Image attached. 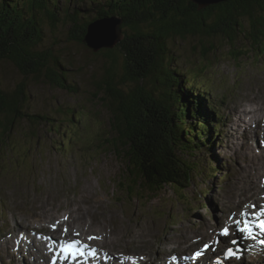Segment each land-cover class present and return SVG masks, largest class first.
<instances>
[{"label": "trees", "instance_id": "obj_1", "mask_svg": "<svg viewBox=\"0 0 264 264\" xmlns=\"http://www.w3.org/2000/svg\"><path fill=\"white\" fill-rule=\"evenodd\" d=\"M101 17L121 20L122 39L113 49L95 54L104 62L89 79L94 91L77 104L78 117V107L62 110L69 113L68 126L76 132L82 111L97 100L110 129L101 145L123 162L117 185L126 197L135 196L148 207L153 195L168 187L189 200L183 192L193 181L210 179L217 171L209 151L221 122L210 96L192 80L204 67L194 73L192 68H173L175 52L168 40L179 38L185 45L188 38H199V60L213 66L225 53L240 75L246 60L264 58V0H230L205 9H198L193 0H0V62L13 65L23 78L43 77L54 89L79 93L78 86L68 82L74 63H62L64 56L48 48L41 50L43 25L55 29L62 19L72 29L70 39L83 45L88 24ZM194 57L191 52L182 58L191 66ZM27 101L24 87L6 89L0 82V158L3 151H13L12 135L25 120L53 125L51 117L29 114ZM102 111L92 109L97 115ZM54 132L65 149L70 147L71 138L65 139L69 133L57 127ZM152 210L159 220V210Z\"/></svg>", "mask_w": 264, "mask_h": 264}, {"label": "rangeland", "instance_id": "obj_2", "mask_svg": "<svg viewBox=\"0 0 264 264\" xmlns=\"http://www.w3.org/2000/svg\"><path fill=\"white\" fill-rule=\"evenodd\" d=\"M61 2L63 4L65 0H61ZM72 7L79 9V5L76 3ZM62 15L60 14V18ZM43 26L44 36L41 50L48 48L53 55L60 53L61 56H64L61 57L62 63L66 61L74 63V69L67 73L68 80H70L68 82L75 83L80 91L76 94H69L66 90L54 89L43 77L23 78L13 65L5 61L0 62V82L3 87L12 89L21 85L28 96L26 102L28 113L45 115L54 120L49 123L53 124L51 128L46 123L31 125L27 120L22 122L12 135L15 144L13 151H8L7 155V150L3 151V156L0 158V246L7 249L2 245V241H6V243L11 241L3 240L2 237H9L11 234L13 236L15 229L17 233L19 232L18 239L27 242L25 241L26 234L32 233H26L24 229L30 223L33 225L40 216L39 209L46 210L49 206L52 210H58L60 207L64 212L70 207L71 201L77 204L85 193L86 199L93 202H91L93 206L88 204L84 207L92 215L91 222L94 221L97 226L105 225L104 227L108 231H112L111 233L114 231V237L121 240L120 243L123 245L124 251L130 252V254L135 253L143 258L142 261L146 264H167L162 252L168 236H176L172 243L182 253L187 245L194 244L191 242L193 239L201 237V235H197V232L205 233L206 227H212L214 233L219 234L223 227L232 223L229 219L230 216L239 219V213L242 210L249 211L250 207L243 206L244 209L242 208L234 214L227 207V194L229 195L237 177L242 175L241 171L245 166L243 159L234 150H237L239 145L245 149L244 137L249 138L251 135V129L246 125L249 123L247 119L241 118L242 128L237 127L240 126L239 123L237 125L234 123L237 116H235L233 106L236 102L247 109L248 105L252 107V105L259 104L264 109V58L257 62L246 60L245 63L248 66L242 69L243 72H239L240 75H238L237 68L227 63L225 53H221L218 58H215L213 66L204 63V60H199L201 39L188 38L185 45L179 38L168 40L169 46L175 52L173 68H192L194 73L197 68L204 67V73L199 74V77L193 76L192 80L196 81L198 90L204 91L210 96L211 106L218 109V113L224 116L221 133L216 137L219 143H216L215 140L214 146L209 151L213 159L211 162L217 166L219 172L215 173L211 179L196 178L189 189L183 192L189 200L183 195L174 194V191L167 187L164 192L153 195L147 207L139 205V199L135 196L127 198L123 193L126 191H121V187L117 185L118 176L124 173L125 168L123 162L115 154L108 152V147L102 144L105 146L102 148L101 139L108 136L107 133L110 132V129L107 124V113L101 104L94 100L93 105L88 106L87 111H82L81 122L76 132H72L68 121H66L69 113H62V110L66 112L68 108H77V104L84 102L85 97L90 98L94 88L89 79L93 74L99 73L104 60L96 58L95 54L98 52H94L84 44L79 45L72 41L69 37L72 29L70 30V25L63 22L62 19L55 29L45 23ZM191 52L195 53L196 57L193 58L191 66L185 65L182 57L187 58ZM87 62L91 64L90 67L85 66ZM120 63L122 62L120 61ZM255 96L258 98L256 99ZM94 105L103 111L98 115L95 114L92 112L93 107L95 108ZM79 110L78 107L75 114L77 117ZM230 112L234 113L229 117L228 113ZM56 127L59 128L60 133L67 132L72 136L65 137L66 140L71 138L70 147L65 149L59 134L54 132ZM261 128L258 126L255 129L258 138L263 134ZM242 130H244V134ZM92 142L93 144H91ZM259 143L261 146L262 141ZM253 145L254 143L250 141L249 146L253 148ZM253 170L259 172L256 166H253ZM262 178H264V174L257 177V185H264ZM207 189L208 191H205L207 195L200 194ZM204 204L208 207L206 208ZM154 207L160 212L159 221L153 214ZM48 213L49 211L46 214ZM219 218H226L229 221L224 224L223 220L222 222L217 221ZM15 223L19 224L17 227L20 226V228L16 227L13 231ZM39 224L40 227L35 228L40 233H46L48 225L45 227L46 223H41V221ZM65 228L67 227H63L60 231ZM164 230H167L168 233L165 234ZM11 231L13 232L11 233ZM202 232L200 234L203 235ZM75 233L78 232L70 233L68 231L67 235H75ZM80 236L79 233L78 238ZM204 236L196 246L203 247L206 243ZM58 237L59 232L56 238ZM0 253L3 260L1 264H10V254L15 255V264H23L21 258L13 250L9 249L7 255L3 251ZM257 257L264 258V253L253 251L251 257L250 254L244 253L239 261L235 259L223 260L224 262L222 261L221 264H261L262 262ZM32 261L35 260H28L27 264L28 262L32 264ZM138 261L140 260L138 259Z\"/></svg>", "mask_w": 264, "mask_h": 264}, {"label": "bare ground", "instance_id": "obj_3", "mask_svg": "<svg viewBox=\"0 0 264 264\" xmlns=\"http://www.w3.org/2000/svg\"><path fill=\"white\" fill-rule=\"evenodd\" d=\"M253 96H254V94H253ZM251 97H252V95H251ZM257 98L258 97H256V99ZM249 101H250V99H249ZM254 106H256V107H254ZM262 107L259 106V104H255V105H252V107H249V105H248L247 109H246L245 107L240 105V103H236V102L234 103V106H233V111H235V113H236L235 116H237V117H235L234 123L236 125L239 123V125H240L237 127H239V128L243 127L242 126L243 122L241 119L243 117V118L248 120L249 123H246V125L251 129V135L249 136V138L244 137L245 142L243 143V145L245 146V149L241 145H239L237 150L236 149L234 150L235 153L238 152L239 156L245 162L244 169L241 171L242 175L237 177L236 181H234V184L232 185L231 190L229 191V195L227 194V196H228L226 199V200H228L227 201L228 202L227 207H228L229 211L231 213H234V214L238 210L242 209V207L247 203L252 204L255 201L258 203L261 199V196L264 195V185L263 186L257 185V183H256L257 177L260 174H264V154H263L264 153V109ZM232 113H234V112L228 113L229 117L231 116ZM226 125L227 124H225V126ZM258 126L262 127L261 129L263 131V134L261 135L260 138H258V135H257L258 133L255 131V129L258 128ZM242 132L244 134V130H242ZM250 141H251V143H254L253 148H251L249 146ZM259 141H262L261 146H260ZM253 166L254 167L256 166V168L259 169V172H256L255 170H253ZM250 175H252V176H250ZM242 191H244V192H242ZM81 198H80L81 201H79L77 204L72 203V201L70 200L71 205L69 208L64 210V212L61 211V209H63V208H60V207L58 208V210H52V208H50L49 206H48V209H46V210L45 209L44 210L39 209L41 211V213H40V216L37 218L36 221L38 223H40V221H41V223L45 222L48 225V227H47L48 229L46 230V233L41 232L44 236L40 237V236L36 235L37 237H34L32 234H26L27 232L25 231L26 232L25 233L26 234V240L25 239L24 240L27 242H22V240L20 241L18 239L17 236H18L19 232L17 233V231L15 229V233L13 236L11 234L9 237H6V238L2 237L3 240L5 239L7 241H11L10 243H6V241H2V245L7 247V249L5 248V251H3L5 253V255L8 254V251L10 249V250H13L14 252H16L18 254V256L21 258L20 260L23 261L22 262L23 264H27L26 259L27 260H35V261L31 262L32 264H35V263L36 264H42V263L43 264H53V257H55V264H59L58 259H57L58 251L56 252L55 245L51 240H52V238H56V236L58 235V232L63 227H67V229L70 233H73L74 231H76V232L81 234V236L79 237V240L83 244L88 245V248L85 249V252H88L92 249H95V251H96V255L94 257L89 256L86 259H81L82 264H122L123 262H125L124 258H122V260H119V259H116L115 256L121 254L125 257V256L129 255L130 252L128 253V252L123 250V245L120 243L121 240L119 241L117 237H114V235H115V234H113L114 231H113V233H111L112 231L111 232L108 231L107 228L104 227L105 225L104 226H97L94 223V221L90 222V214L88 213V210L85 209L84 207L88 204L92 205L93 202H92V200L86 199L85 193L82 195ZM225 198H226V196H225ZM232 198H237V199L233 200ZM263 205H264V200H263ZM256 209L258 211L260 210V208L258 206L256 207ZM48 211H49V213L46 214ZM226 212H227V210H226ZM33 213H34V211H33ZM34 215H36V214H34ZM37 215H38V212H37ZM65 217H67L68 219L65 220L64 219ZM222 220H223L224 224L228 223L227 219H222ZM222 220H221V222H222ZM57 222H59L57 224V228L55 230H53L51 228V225L53 223H57ZM99 224H101V223H99ZM105 224H107V223H105ZM38 226L40 227V224L39 225L37 224L35 227L37 228ZM203 227H204V225H203ZM17 228L19 229L20 226ZM206 232L203 233V235H205L204 240L210 241L209 237L212 234L214 235V233H213L214 229L211 227H206ZM37 234L39 235V233H37ZM198 234H200V233L197 232V235ZM89 236L96 237V239L88 240ZM235 236L237 238V244L236 245H231L229 243V239L227 240V239H225V237H223V238L221 237L222 240L225 242V244L223 246L229 247V245H230L234 249V251L239 250L240 256L241 255L244 256V253H245V254H250V257H251L253 251L256 253H264V247H261L259 245H258L259 247H255V245H253L254 241L252 239H243V238H241L239 233H237ZM221 238H220V240H221ZM173 240H174V237L170 236L165 240V243L166 244L172 243ZM25 246H26V248H24ZM219 247H221V246H219ZM223 250H226V248L225 249L223 248ZM48 251H49V253H48ZM4 253H3V255H4ZM14 257H15V255L10 256V261H9L10 264L16 263V258H14ZM132 257H135V260L134 259L130 260V258H132ZM138 259H139V256H137V255L136 256H130L128 262L131 261L134 264H141V262L138 261ZM219 260H220V262H222L225 259L219 258ZM79 261L80 260L74 261V263L79 262ZM142 264H144V263H142Z\"/></svg>", "mask_w": 264, "mask_h": 264}, {"label": "snow or ice", "instance_id": "obj_4", "mask_svg": "<svg viewBox=\"0 0 264 264\" xmlns=\"http://www.w3.org/2000/svg\"><path fill=\"white\" fill-rule=\"evenodd\" d=\"M247 207V205L245 206ZM252 208H256L257 205L253 204L251 206ZM260 210L256 212L249 213L247 211H241L239 213L240 219H237L233 216H230L229 219L231 220V224L228 226H225L221 229L219 235L221 237H228L229 243L231 245L237 244V238L233 233H239L241 238L243 239H258V237L254 234V228L259 231L261 235H264V205L259 206ZM255 217V221L249 219V216ZM65 220L68 219L67 217L64 218ZM57 223H53L51 225V228L55 230L57 228ZM64 233L68 232V229L65 228ZM76 236H79V233H75ZM96 237L89 236L88 240H94ZM216 243H220L219 240L216 241ZM260 243L264 245V240H260ZM88 248L87 244H82V242L79 239H71L67 240L65 243L60 245L59 251L62 253L60 259L67 260L68 264H72L73 261H78V258H86L89 256L94 257L96 255L95 249H92L88 252H85V249ZM213 250L211 245L208 243H205L203 247L196 251L192 259L196 260L197 258L201 257L206 250ZM225 260L235 259L240 260L241 256L239 253V250H235L232 247H227L226 250L223 253ZM143 259V258H141ZM53 264H55V257H53ZM79 264V262H78ZM216 264H221V262L217 259Z\"/></svg>", "mask_w": 264, "mask_h": 264}, {"label": "water", "instance_id": "obj_5", "mask_svg": "<svg viewBox=\"0 0 264 264\" xmlns=\"http://www.w3.org/2000/svg\"><path fill=\"white\" fill-rule=\"evenodd\" d=\"M227 1L230 0H193L198 9H205ZM121 23V20L116 17H101L92 21L87 26L83 43L94 52L113 49L122 39Z\"/></svg>", "mask_w": 264, "mask_h": 264}]
</instances>
